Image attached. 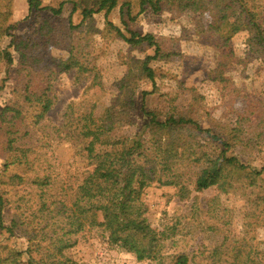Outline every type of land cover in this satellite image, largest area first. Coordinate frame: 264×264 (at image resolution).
Wrapping results in <instances>:
<instances>
[{
    "label": "rangeland",
    "instance_id": "374dc122",
    "mask_svg": "<svg viewBox=\"0 0 264 264\" xmlns=\"http://www.w3.org/2000/svg\"><path fill=\"white\" fill-rule=\"evenodd\" d=\"M63 1L42 0L43 5L55 8ZM138 2L135 0L133 4L137 16L134 28L142 34L153 33L163 38L167 50L173 52L169 58L150 62L157 74V87L139 71L146 56L154 54V47L132 46L108 30L103 11L82 23L80 12H73L71 3H65L62 13L56 15L50 9L30 13L27 0H0V10L11 12L10 22L16 24L12 32L18 35L32 34L43 19L53 25V42L57 43L46 44L47 61L56 64L73 51L88 68L82 77L72 69L48 80L42 75L21 71L19 55L14 51V63L2 64L0 70V110L13 105L21 107L25 114L33 111L25 102L27 85L35 91L49 87L52 108L40 125L34 126L32 116H26V125L48 151L53 163L52 176L74 186L82 179L89 163L81 154L79 140L61 129L64 111L70 104L78 110L94 109L97 114L113 108L122 115L117 134L147 138L148 116L143 111L144 103L164 119L169 110L168 99L175 97L174 104L180 111L192 115L203 128L226 137L227 131L237 124L239 115L245 114L249 117L245 124L247 137L252 142L247 147H234V154L253 168L264 166V56L250 50L249 31L241 30L231 38L229 48L236 60L227 63L226 80H214L211 72L218 65L220 50L218 35L209 27V17L176 0H164L158 12L149 5L141 10ZM256 2L264 16V0ZM110 20L122 26L119 7L111 12ZM232 22L233 17L227 15L225 23ZM8 42L5 38L3 45ZM124 78L131 79L132 83L121 87L120 81ZM134 90V107L125 109V97ZM144 91L150 93L144 97ZM258 124L263 126L262 134L255 136L254 128ZM1 136L0 124V176L6 158ZM209 138L205 132L199 135L206 150L213 149ZM195 171L196 168H190L183 177L185 192L157 181L143 190L148 220L162 235L153 257L139 260L135 253L110 244L108 232L102 226L88 227L78 233L77 243L66 251L67 255L79 264H176L178 255L188 254L190 264H213L214 251L219 250L216 264H233L231 260L224 262L226 256L222 252L241 247L264 264V200L260 199L264 198V172L257 186L238 184V189L227 192L216 186L196 190ZM30 186L28 183L3 184L0 179V193L9 199L2 209L0 258L12 259L20 251L23 255L19 264L35 263L30 262L27 251L31 243L21 229L28 221L24 212L29 215L32 209L28 207H37V197L31 193ZM13 220L18 224L10 232L6 227H13Z\"/></svg>",
    "mask_w": 264,
    "mask_h": 264
},
{
    "label": "trees",
    "instance_id": "16d2710c",
    "mask_svg": "<svg viewBox=\"0 0 264 264\" xmlns=\"http://www.w3.org/2000/svg\"><path fill=\"white\" fill-rule=\"evenodd\" d=\"M27 1L30 13L50 9L56 15L62 13L65 3H71L73 12H80L82 23L103 11L108 30L132 46L148 44L154 47V54L146 56L139 65V71L157 87V74L150 62L169 58L173 52L167 50L163 38L153 33L142 34L134 28L137 19L133 11L135 0H64L58 8L45 6L42 0ZM163 1L139 0L138 3L141 10L149 5L158 12ZM176 1L206 14L210 29L218 35L220 55L216 69L211 72L214 80H226L224 72L227 63L236 60L229 48L230 40L241 30L249 31L250 50L264 56V16L256 0ZM117 7L120 9L122 26L110 20L111 12ZM227 15L233 17L230 25L225 23ZM10 17L9 10H0V70L2 64L11 66L14 63L15 51L19 55V69L30 75L36 73L51 80L56 74L76 69L77 75L83 76L87 65L75 57L73 51H70L67 59L59 60L56 64L46 60V44L57 43L53 42L54 29L48 20L43 19L41 26L32 34L18 35L12 32L16 24L10 22ZM5 38L9 42L4 46ZM120 83L124 87L132 80L124 78ZM148 93L144 91V97ZM134 95L135 90L125 97V109L134 107ZM168 100L169 110L164 119L157 111L149 110L143 104V111L148 116V138L117 134L122 115L114 112L113 108H106L97 114L94 109L78 110L70 104L64 111L61 129L79 140L81 154L89 163L75 186L52 176L53 163L48 151L26 125V116L33 117L34 126L40 125L52 108L49 87L35 91L31 90L30 84L27 85L25 102L33 111L25 114L21 107L13 105L0 110L1 137L6 156L1 183H28L33 187L30 186L31 193L37 197V207L34 209L30 205L28 208L32 211L29 215L24 212L28 221H24L27 224L25 228L21 227L31 243L27 251L31 263L79 264L66 251L76 245L78 233L94 226H102L108 232L110 244L135 253L139 260L153 257L162 235L148 220L147 207L142 200L143 190L157 181L162 185H174L185 192L187 187L183 177L190 168H196L194 187L198 191L216 186L228 192L238 189V184L249 187L259 184L264 166L253 168L243 163L233 151L234 147H247L252 142L247 137L245 127L249 121L247 115H239L237 124L227 131L226 137L212 132L210 128H203L192 115L180 111L174 104L175 97ZM262 127L258 124L254 128L255 136L262 134ZM204 132L210 137L213 151L206 150L199 140V135ZM65 188L67 191H64ZM60 189L64 192H58ZM260 199L264 200L262 197ZM8 201L0 193V226L3 225L2 209ZM17 224V220H13V227L6 228L14 232ZM34 253L36 256H33ZM214 254L212 263L216 264L220 251L216 250ZM222 254L226 256L224 262L262 264L249 251L243 252L241 247H233ZM22 255L23 252L17 251L12 259L4 257L0 258V262L19 264ZM190 261L188 254L178 255L175 259L176 264H190Z\"/></svg>",
    "mask_w": 264,
    "mask_h": 264
}]
</instances>
